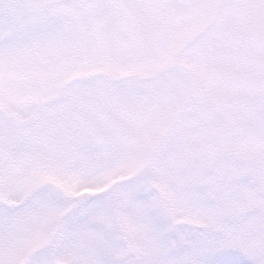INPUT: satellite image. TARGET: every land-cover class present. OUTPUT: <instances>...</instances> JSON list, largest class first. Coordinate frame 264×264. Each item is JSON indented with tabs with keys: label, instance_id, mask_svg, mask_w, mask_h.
I'll list each match as a JSON object with an SVG mask.
<instances>
[{
	"label": "snow or ice",
	"instance_id": "snow-or-ice-1",
	"mask_svg": "<svg viewBox=\"0 0 264 264\" xmlns=\"http://www.w3.org/2000/svg\"><path fill=\"white\" fill-rule=\"evenodd\" d=\"M0 264H264V0H0Z\"/></svg>",
	"mask_w": 264,
	"mask_h": 264
}]
</instances>
